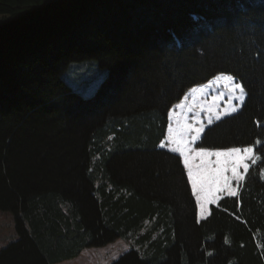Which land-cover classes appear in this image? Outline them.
Returning a JSON list of instances; mask_svg holds the SVG:
<instances>
[{
	"label": "trees",
	"instance_id": "trees-1",
	"mask_svg": "<svg viewBox=\"0 0 264 264\" xmlns=\"http://www.w3.org/2000/svg\"><path fill=\"white\" fill-rule=\"evenodd\" d=\"M108 70L92 96L64 79ZM223 74L245 89L198 145H255L199 221L170 110ZM0 264H54L118 237L110 264H264V0H0Z\"/></svg>",
	"mask_w": 264,
	"mask_h": 264
},
{
	"label": "rangeland",
	"instance_id": "rangeland-1",
	"mask_svg": "<svg viewBox=\"0 0 264 264\" xmlns=\"http://www.w3.org/2000/svg\"><path fill=\"white\" fill-rule=\"evenodd\" d=\"M108 70L98 68L94 63L84 62L72 66L69 70L65 71L64 79L66 83L70 84L74 90L82 93L85 96H92L100 83L105 78ZM242 84L236 81L233 77L220 74L215 79L207 84L201 85L197 88L191 89L183 97V99L176 104L169 113V125L165 138L162 140L160 147L171 152H175L181 155L183 163L189 171V166L192 168L194 174L210 172L213 169L220 167L216 163L218 159L224 160L225 157L218 158L215 155L212 156H198L197 153L203 149L205 152H227L229 148H205L198 145L200 138L206 128L214 122L223 119L237 113L243 106L244 100L241 101L239 96L241 95L240 89L235 85ZM243 87V86H242ZM244 89V87H243ZM245 92V89H244ZM246 93V92H245ZM233 108L236 110L233 111ZM217 116L220 118L217 119ZM211 119L212 123L208 121ZM197 129H203L199 133V137L193 140V137L197 136ZM251 147L253 152L249 155V158L244 162L249 165L251 161L257 160V152L255 145H247L239 147L241 149V155H245L244 149ZM185 154L188 156V164H185ZM239 173L245 177V172L241 166L238 169ZM227 177H232L231 168L224 173ZM189 176V175H187ZM244 179V178H243ZM231 179L228 188H221L220 191L214 192V195L209 198L213 200L212 203L219 201L224 195H229V191L238 192L240 183L242 180ZM190 180L191 190L197 202V217L201 221L209 214L210 205L212 203H206L203 213L201 212V203L197 199V192L193 191L192 181ZM201 187L200 180L198 179L197 188ZM199 195L203 198L205 193L199 192ZM18 232L16 229V220L14 213L11 211L0 210V250L8 242L16 239ZM131 244L123 237H118L113 241L101 245V246H89L84 248L78 256L54 264H110L115 259L126 253L131 249Z\"/></svg>",
	"mask_w": 264,
	"mask_h": 264
},
{
	"label": "snow or ice",
	"instance_id": "snow-or-ice-1",
	"mask_svg": "<svg viewBox=\"0 0 264 264\" xmlns=\"http://www.w3.org/2000/svg\"><path fill=\"white\" fill-rule=\"evenodd\" d=\"M236 88L240 89L241 95L239 96V99L243 101L245 99L246 93L244 92L243 87L240 84L235 85ZM236 109L233 108V111ZM220 117L217 116V119ZM209 124L212 123L211 119L208 121ZM197 136L193 137V140L197 139L199 137V133L203 131V129H197ZM253 152V149L251 147H248L244 149L245 155H241V149L239 148H233L228 150L227 152H215V153H209L205 152L203 149L199 153H197L198 156H212L215 155L218 158L225 157L227 159L221 160L218 159L216 163L220 165V167L211 170L210 172H204V173H196L194 174L192 171V168L189 166L188 175L189 178L192 181V187L193 191L197 192V199L201 203V212L203 213L205 209L206 203H212L213 200L209 197L214 195V192L220 191L221 188H228L229 183L231 179H237L241 180L244 177L239 173L238 169L242 166L244 169V172H248L249 165L245 163L244 161L249 158V155ZM185 164H188V156L185 154ZM229 167L231 168L232 177H227L224 175L226 171L229 170ZM198 179L200 180L201 187L197 188ZM203 191L205 193L204 197L202 198L199 195V192ZM236 193L234 191H229V195H235Z\"/></svg>",
	"mask_w": 264,
	"mask_h": 264
},
{
	"label": "crops",
	"instance_id": "crops-1",
	"mask_svg": "<svg viewBox=\"0 0 264 264\" xmlns=\"http://www.w3.org/2000/svg\"><path fill=\"white\" fill-rule=\"evenodd\" d=\"M217 202V201H216ZM214 204H215V202H214ZM71 259V258H70ZM67 260V259H66ZM64 261V260H63Z\"/></svg>",
	"mask_w": 264,
	"mask_h": 264
}]
</instances>
